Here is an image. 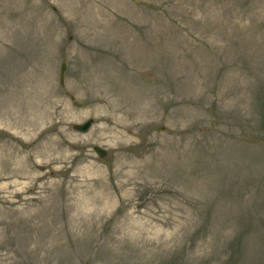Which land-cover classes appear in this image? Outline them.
I'll return each instance as SVG.
<instances>
[{
    "label": "rangeland",
    "instance_id": "obj_1",
    "mask_svg": "<svg viewBox=\"0 0 264 264\" xmlns=\"http://www.w3.org/2000/svg\"><path fill=\"white\" fill-rule=\"evenodd\" d=\"M0 264H264V0H0Z\"/></svg>",
    "mask_w": 264,
    "mask_h": 264
},
{
    "label": "water",
    "instance_id": "obj_2",
    "mask_svg": "<svg viewBox=\"0 0 264 264\" xmlns=\"http://www.w3.org/2000/svg\"><path fill=\"white\" fill-rule=\"evenodd\" d=\"M64 69V65L62 66V71ZM61 76H63V72L61 74ZM76 104V103H75ZM80 106V105H79ZM92 121L89 120L87 121L86 123H84L83 125H75L73 128L77 131H80V132H84L86 131L89 126L91 125ZM94 150L96 151V153L100 156V157H104L106 152L98 147H95Z\"/></svg>",
    "mask_w": 264,
    "mask_h": 264
}]
</instances>
